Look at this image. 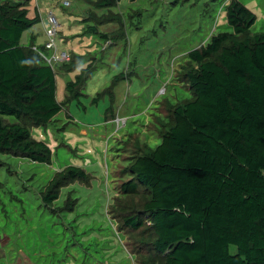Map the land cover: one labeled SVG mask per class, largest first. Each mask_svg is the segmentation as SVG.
Here are the masks:
<instances>
[{"label": "rangeland", "instance_id": "rangeland-1", "mask_svg": "<svg viewBox=\"0 0 264 264\" xmlns=\"http://www.w3.org/2000/svg\"><path fill=\"white\" fill-rule=\"evenodd\" d=\"M240 1L256 15L250 33L264 32V0ZM228 2L120 0L99 9L91 0L29 1L30 15L39 3L40 20L22 35V44H44L51 12L58 22V49L74 55L69 64L75 66L56 75L59 102L65 99V80L90 68L76 88L82 95L46 125L30 128L32 137L51 148L50 164L0 153V264L161 263L151 250L148 225L131 238L120 230L111 214L122 198L116 187L127 178L121 171L129 156L154 148L173 122L172 108L192 98L182 76L197 67L188 52L218 32H231ZM33 45L26 48L30 61L37 53ZM112 85V110L105 113ZM67 166L80 167L89 177L58 179ZM47 193L57 199L47 202ZM147 198L141 188L123 202L138 209Z\"/></svg>", "mask_w": 264, "mask_h": 264}, {"label": "trees", "instance_id": "trees-1", "mask_svg": "<svg viewBox=\"0 0 264 264\" xmlns=\"http://www.w3.org/2000/svg\"><path fill=\"white\" fill-rule=\"evenodd\" d=\"M29 1L0 0V153L50 164L51 148L30 128L46 125L82 95L76 88L90 67L65 80L59 102L56 75L75 66L74 55L68 51L70 60L56 68L33 51L30 61L26 48L34 43L21 37L40 16L36 6L29 14ZM91 1L102 9L120 0ZM224 11L231 32L188 52L197 67L182 76L192 98L172 108L173 122L154 148L129 156L121 171L127 178L116 187L122 198L111 214L129 238L148 225L159 264H264V32L250 33L256 15L240 0H229ZM98 99L99 93L93 103ZM57 176L67 183L89 177L77 166ZM141 188L148 198L140 208L123 202ZM45 197L52 202L57 194Z\"/></svg>", "mask_w": 264, "mask_h": 264}, {"label": "built area", "instance_id": "built-area-1", "mask_svg": "<svg viewBox=\"0 0 264 264\" xmlns=\"http://www.w3.org/2000/svg\"><path fill=\"white\" fill-rule=\"evenodd\" d=\"M68 4V2H65ZM48 21L50 27L46 30V40L42 47L33 45L32 48L37 52V54L42 58L46 64L54 67L55 65L68 62L70 60V54L64 49H58L56 45V34L58 22L56 17L49 12Z\"/></svg>", "mask_w": 264, "mask_h": 264}, {"label": "crops", "instance_id": "crops-1", "mask_svg": "<svg viewBox=\"0 0 264 264\" xmlns=\"http://www.w3.org/2000/svg\"><path fill=\"white\" fill-rule=\"evenodd\" d=\"M39 2V1H38ZM38 6H39V3H37V5H36V7L38 8ZM25 33H29V30L28 31H26V32H24L23 34H25ZM31 36H35L34 34H32ZM22 38V37H21Z\"/></svg>", "mask_w": 264, "mask_h": 264}]
</instances>
